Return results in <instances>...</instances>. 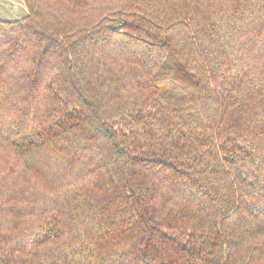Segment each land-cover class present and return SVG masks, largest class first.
Here are the masks:
<instances>
[{"label":"trees","instance_id":"trees-1","mask_svg":"<svg viewBox=\"0 0 264 264\" xmlns=\"http://www.w3.org/2000/svg\"><path fill=\"white\" fill-rule=\"evenodd\" d=\"M24 3L0 264H264V0Z\"/></svg>","mask_w":264,"mask_h":264},{"label":"rangeland","instance_id":"rangeland-1","mask_svg":"<svg viewBox=\"0 0 264 264\" xmlns=\"http://www.w3.org/2000/svg\"><path fill=\"white\" fill-rule=\"evenodd\" d=\"M27 15L24 0H0V18L3 20H20Z\"/></svg>","mask_w":264,"mask_h":264}]
</instances>
